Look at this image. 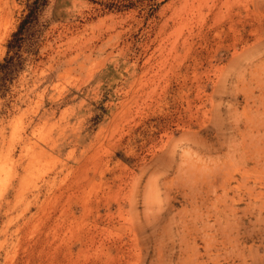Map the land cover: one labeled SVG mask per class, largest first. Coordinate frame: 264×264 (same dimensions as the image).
Masks as SVG:
<instances>
[{"label":"rangeland","instance_id":"1","mask_svg":"<svg viewBox=\"0 0 264 264\" xmlns=\"http://www.w3.org/2000/svg\"><path fill=\"white\" fill-rule=\"evenodd\" d=\"M66 1L0 83V264H264V0Z\"/></svg>","mask_w":264,"mask_h":264},{"label":"trees","instance_id":"2","mask_svg":"<svg viewBox=\"0 0 264 264\" xmlns=\"http://www.w3.org/2000/svg\"><path fill=\"white\" fill-rule=\"evenodd\" d=\"M67 3L66 0H54V4L51 7V17H56V9L59 6L67 5ZM47 5L48 0H32L27 4L25 14L6 43L5 57L0 62V83L10 80L21 67L20 65L23 60L21 48L25 43H28V47L34 45V39L28 37H33L39 32L38 17Z\"/></svg>","mask_w":264,"mask_h":264}]
</instances>
